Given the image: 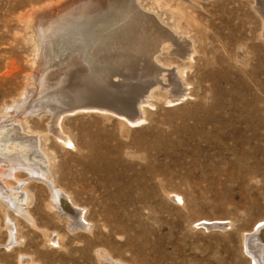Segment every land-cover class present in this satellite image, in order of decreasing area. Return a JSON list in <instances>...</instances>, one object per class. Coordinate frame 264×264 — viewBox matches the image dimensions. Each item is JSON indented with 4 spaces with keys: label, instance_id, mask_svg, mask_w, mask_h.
I'll list each match as a JSON object with an SVG mask.
<instances>
[{
    "label": "rangeland",
    "instance_id": "rangeland-1",
    "mask_svg": "<svg viewBox=\"0 0 264 264\" xmlns=\"http://www.w3.org/2000/svg\"><path fill=\"white\" fill-rule=\"evenodd\" d=\"M68 1L0 0V117L17 113L21 131L38 136L52 178L0 165V184L25 195L19 211L0 193V264H257L246 242L264 222L261 0H138L194 44L186 70L194 100L163 104L169 72L188 65L167 43L156 54L164 77L146 121L128 127L111 113H60L66 145L51 129L64 108L30 89L37 33L65 23L64 14L46 28L38 19Z\"/></svg>",
    "mask_w": 264,
    "mask_h": 264
},
{
    "label": "bare ground",
    "instance_id": "bare-ground-1",
    "mask_svg": "<svg viewBox=\"0 0 264 264\" xmlns=\"http://www.w3.org/2000/svg\"><path fill=\"white\" fill-rule=\"evenodd\" d=\"M86 2L87 0H69L60 8L48 7L45 18L38 19L42 24L57 20L62 14L65 18L61 27L59 24L60 28L54 25L57 29L48 28L42 34L37 33V72L33 79L36 84L35 88L30 89L32 98L43 97L54 111L58 107L64 108L56 111L57 117L51 128L59 141L66 145L71 143L70 138L62 131L60 120L63 115L60 113H111L128 127L141 125L146 121L147 107L154 106L151 103L154 97L152 87L164 77L162 72L165 69L157 64L156 54L167 43L172 44L178 50L176 52L184 56L188 65L167 71L171 81L161 88L164 92L163 104L174 107L190 98L194 100L193 88H190L186 72L195 62L196 49L192 42L186 43L174 36L175 33L172 34L173 31L170 32V29L160 23L153 13L144 11L138 0L93 1L96 5H88ZM257 10L264 15V0L257 5ZM46 26L48 25L43 28ZM123 96L129 98L122 100ZM117 102H121V105ZM16 107L20 108V105ZM14 119L17 120V113H10L8 110L0 117V165H8L11 170L26 167L38 177L52 179L48 159L41 151L38 136L25 134ZM59 192L58 189L55 190L56 201L60 205L64 202ZM0 193L11 207L21 211L19 201L25 198L24 193L11 191L4 183L0 184ZM67 205L69 216L78 223L74 204ZM203 223L212 228L229 224L224 221ZM263 233L264 222L256 226L246 242V250L253 255L257 264L262 263L259 260L264 263V241L256 246L253 243L258 242Z\"/></svg>",
    "mask_w": 264,
    "mask_h": 264
}]
</instances>
